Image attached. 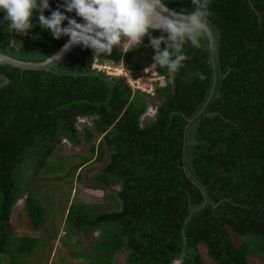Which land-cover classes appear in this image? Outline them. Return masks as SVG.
<instances>
[{
    "label": "trees",
    "instance_id": "trees-1",
    "mask_svg": "<svg viewBox=\"0 0 264 264\" xmlns=\"http://www.w3.org/2000/svg\"><path fill=\"white\" fill-rule=\"evenodd\" d=\"M49 4L45 16L63 0ZM165 4L181 12L194 8L192 0ZM209 8L220 32L221 78L208 113L189 131L187 163L212 203L190 212L204 195L182 168L185 125L213 82L207 38L201 48L185 45L188 59L174 76L155 68L164 81L154 82L153 94L92 69L93 50L80 45L51 70L0 61V254L11 252L10 213L19 198L33 227H41L43 208L32 182L49 168L61 140L78 146L100 136L89 144V157L56 175L104 161L90 180L115 201L105 209L69 204L64 227L80 245H64L78 264H173L183 247L179 264H209L206 257L215 264H251V256L264 264V0H210ZM64 14L82 21L75 12ZM5 15L0 11V51L12 57L44 60L68 38L55 39L35 14L27 35L6 29ZM148 45L145 36L138 48L116 47L96 59L142 71L153 63ZM150 103L155 114L141 120ZM81 117L90 126L76 125ZM110 187L118 189L111 194ZM21 238L18 250L29 253L35 237Z\"/></svg>",
    "mask_w": 264,
    "mask_h": 264
},
{
    "label": "clouds",
    "instance_id": "clouds-1",
    "mask_svg": "<svg viewBox=\"0 0 264 264\" xmlns=\"http://www.w3.org/2000/svg\"><path fill=\"white\" fill-rule=\"evenodd\" d=\"M192 4L194 8L191 11L176 13L169 11L165 0H63V4H58L50 16H45V10L50 9L49 0H0V11L6 13L4 18L8 22L6 29L24 35L33 27L32 18L35 14L39 26L50 30L55 39L69 37L65 49L72 45L92 49L95 59L91 68L106 72L108 75L110 74L104 68L97 69L93 64H116L96 58L111 56L116 47L122 52L138 48L147 36L148 46L154 50L153 63L151 67L144 68L142 73L152 68L155 74L150 81L152 86L157 80L164 81V76L157 72L156 67L165 68L174 76L185 66L184 62L188 59L184 51L185 45L190 43L195 48H201V41L211 37L210 0H192ZM65 12H75L84 22L80 23L77 19L70 18L64 14ZM65 21L66 27L63 26ZM156 31L161 32L159 37L152 36ZM162 45L165 47L162 48ZM118 65H121L119 66L121 74L110 76H121L133 90L153 94V88L146 90L140 86L132 87L129 77L122 73L128 72L129 76L134 78L139 71L133 72L122 63ZM194 75L201 80L204 79L199 72ZM155 111L156 104L150 103L141 120L154 115ZM23 199L19 198L14 206Z\"/></svg>",
    "mask_w": 264,
    "mask_h": 264
},
{
    "label": "rangeland",
    "instance_id": "rangeland-1",
    "mask_svg": "<svg viewBox=\"0 0 264 264\" xmlns=\"http://www.w3.org/2000/svg\"><path fill=\"white\" fill-rule=\"evenodd\" d=\"M106 66L104 70L110 75L121 74L119 70L121 65L106 64ZM151 69H147L144 74L139 71L134 78L130 77L128 72L123 71L122 73L129 77L132 87L140 86V88L144 87L141 89L148 90L154 87V84L150 86V81L155 76ZM156 77L159 78L158 75ZM156 83L160 85L161 80H157ZM90 124V119L87 117H81L76 122L79 127L82 125L90 126ZM99 138L100 136H95L90 143L97 142ZM90 143L83 140L80 145L73 146L67 140L62 139L56 146L53 154L47 160L49 168L47 170L41 169L39 171L40 174L38 173L39 175L34 177L32 182L33 192L37 197V204L43 208L41 219L43 223L39 229L35 228L36 226L33 227V221H30L23 207L24 199L18 202L10 213L14 232V236L11 239V252L0 254V264H78V260L69 256V251L64 245V243H67L74 246L80 243L75 236L68 235L64 227V218L69 204L71 202L90 203L98 206L97 209H105L108 205L115 204V201L112 202L111 197L104 193L99 188V185L90 180L91 174L104 161L91 165L84 164L83 168L76 169L72 175L62 178L56 176L64 175L83 156L89 157ZM78 172L81 173L80 180L77 177ZM116 189L118 187H110L108 190L112 194ZM25 235L35 237L36 240V245L32 247L29 253H21L18 250V245L22 241L21 237ZM118 259L120 260V256ZM249 259L251 264H259L255 257L251 256ZM206 261L209 264H215L209 257H206Z\"/></svg>",
    "mask_w": 264,
    "mask_h": 264
},
{
    "label": "water",
    "instance_id": "water-1",
    "mask_svg": "<svg viewBox=\"0 0 264 264\" xmlns=\"http://www.w3.org/2000/svg\"><path fill=\"white\" fill-rule=\"evenodd\" d=\"M166 7L169 9L170 12H176L180 13L181 11L175 10L169 6L166 5ZM168 13H164V15H167ZM82 20L80 23H83ZM211 37L208 39L209 44V52H210V59L212 63V69H213V82L211 86V90L208 94V97L206 101L204 102L201 109L192 117L190 118L184 128L183 131V138H182V168L186 174V176L201 190L202 194L204 195V202L196 207L191 208V211H194L198 208L203 207L207 203H210L209 196L207 194V191L205 187L195 178V176L190 172L188 163H187V152H188V144H189V131L192 128V126L203 116L208 113V108L213 101L214 97L217 94V90L219 87V82L221 78V71H220V49H219V42H220V32L217 26L211 21ZM69 41V37L65 40V42L48 58L41 60V61H28V60H22L15 57H12L10 55H7L0 51V61H3L7 64H10L14 67H18L21 69H32V70H51L54 65H56L58 62H60L75 46L72 45L71 47L65 49V45ZM53 57V60H52ZM52 60V62H51ZM212 203V202H211ZM184 240H185V235ZM185 254L184 247L181 251V256L178 259L180 261Z\"/></svg>",
    "mask_w": 264,
    "mask_h": 264
},
{
    "label": "built area",
    "instance_id": "built-area-1",
    "mask_svg": "<svg viewBox=\"0 0 264 264\" xmlns=\"http://www.w3.org/2000/svg\"><path fill=\"white\" fill-rule=\"evenodd\" d=\"M93 66L96 67L97 69H101V68L107 67L105 64L101 65V64H98V63H94ZM173 264H179V262L176 260Z\"/></svg>",
    "mask_w": 264,
    "mask_h": 264
}]
</instances>
